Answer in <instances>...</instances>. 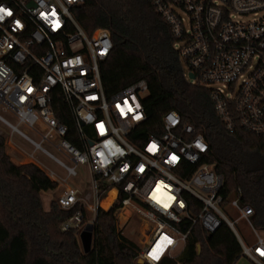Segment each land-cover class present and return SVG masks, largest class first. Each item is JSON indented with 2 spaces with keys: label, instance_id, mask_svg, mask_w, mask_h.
<instances>
[{
  "label": "built area",
  "instance_id": "1",
  "mask_svg": "<svg viewBox=\"0 0 264 264\" xmlns=\"http://www.w3.org/2000/svg\"><path fill=\"white\" fill-rule=\"evenodd\" d=\"M81 2L0 0V104L39 140L2 115L0 122L10 135H19L65 173L59 178L52 170L45 171L57 184L68 186L65 182L76 176V166L86 164L94 216L100 201L115 189L109 206L117 204L115 217L125 209L148 224L137 262L157 264L165 256H175L193 226L212 233L224 222L235 233L242 254L254 264H264V237L250 221L252 208L241 204L238 196L224 202L223 176L206 160L209 148L201 131L168 110L161 117V134L139 139L136 130L145 120L141 99L148 91L146 81L139 79L106 95L99 66L112 42L107 29L84 27L76 20L73 8ZM152 4L171 29L173 48L185 67L183 76L209 89L226 130L239 127L264 137V0ZM56 90L68 105L79 146L67 138L66 124L54 113ZM55 200L64 209L78 201L86 203L70 187ZM239 220L253 233L250 245L236 228ZM86 222V213L77 210L60 228L80 231Z\"/></svg>",
  "mask_w": 264,
  "mask_h": 264
},
{
  "label": "trees",
  "instance_id": "2",
  "mask_svg": "<svg viewBox=\"0 0 264 264\" xmlns=\"http://www.w3.org/2000/svg\"><path fill=\"white\" fill-rule=\"evenodd\" d=\"M152 2L82 0L74 6L80 25L93 24L109 31L112 49L99 66L105 93L111 96L144 79L148 86L141 99L145 120L137 127V137L161 134L162 115L175 110L181 122L201 131L207 142L206 160L223 176L220 192L224 202L238 196L241 204L252 208L253 227L264 231V137L239 127L226 130L209 89L183 76L171 29ZM52 99L56 117L67 126V138L79 146L62 93L56 90ZM57 185L34 163H14L6 152L5 136L0 134V264H141L135 260L139 248L118 227L117 204L97 208L92 248L84 253L79 229L63 231L60 226L77 210L86 213L85 206L78 201L64 209L53 199L48 210L43 208L40 192ZM241 255L235 233L222 222L212 233L193 226L181 252L157 264H234Z\"/></svg>",
  "mask_w": 264,
  "mask_h": 264
},
{
  "label": "rangeland",
  "instance_id": "3",
  "mask_svg": "<svg viewBox=\"0 0 264 264\" xmlns=\"http://www.w3.org/2000/svg\"><path fill=\"white\" fill-rule=\"evenodd\" d=\"M181 66L185 70L183 63H181ZM0 115L5 117L10 122L17 124L18 127L21 130H23L26 134H28L30 137L39 140V138L35 136L34 132L31 129H29L27 126L23 124H18L15 116L10 111H8L5 108V106L2 104H0ZM0 134H3L5 136L6 152L8 153L9 157L14 163H18V161H22L23 163H28V162L34 163L44 172L48 170H52L59 178L65 176V173L55 163H53L49 158H47L41 152L33 151V146L29 144L27 141H25L23 138H21L19 135L15 133L10 135V129L1 122H0ZM43 145L50 151L61 156V154L57 150H55L48 144L44 143ZM31 152L32 154H30ZM26 156L29 157L32 161L26 159L25 158ZM76 172H77L76 176L69 177L68 180L65 182V185L70 186V188L72 189L74 186L84 188L90 194L91 192L90 179H89L90 175L87 165L84 164V165L76 166ZM57 186L59 187L55 191L47 190V191H42L40 193L42 205L45 210L49 209L50 201L52 199L54 200L56 199L54 198L55 195L61 194L66 188V186H64L62 182ZM112 193H110L103 200L102 205L101 206L99 205L100 208L107 209L110 206L109 203L111 202V199L114 195V193L113 195ZM83 197L86 199L85 205L87 204L88 206L89 204L93 203V199L91 197L88 198L86 194ZM231 213L233 214L234 217L237 216L236 212L233 209L231 210ZM116 217H117L118 227L122 229L123 234L130 241H132L140 250L143 247L145 240L147 238V236L144 234V231L148 227L147 222L138 215H131V213L125 209L117 211ZM93 218H94V212L88 209L86 211V221H87L86 223H90V221H92ZM236 228L247 245L253 243V241L255 240V238L253 237V233L251 232V230L244 221L239 220L236 224ZM257 233L260 236L264 237V231L258 230ZM234 264H254V263L242 254Z\"/></svg>",
  "mask_w": 264,
  "mask_h": 264
},
{
  "label": "water",
  "instance_id": "4",
  "mask_svg": "<svg viewBox=\"0 0 264 264\" xmlns=\"http://www.w3.org/2000/svg\"><path fill=\"white\" fill-rule=\"evenodd\" d=\"M190 78H192V74H189ZM92 229H93V224L92 223H87L85 226L79 231L78 233V238L79 242L81 245V249L84 253H87L91 250L92 248ZM200 247L198 246L197 251L199 252ZM138 263H144L142 259L138 260Z\"/></svg>",
  "mask_w": 264,
  "mask_h": 264
},
{
  "label": "crops",
  "instance_id": "5",
  "mask_svg": "<svg viewBox=\"0 0 264 264\" xmlns=\"http://www.w3.org/2000/svg\"><path fill=\"white\" fill-rule=\"evenodd\" d=\"M26 159H28V160H30V161H32L29 157H25ZM18 163H23L22 161H18ZM59 186H57L55 189H53V191H55L57 188H58ZM66 187H70V186H66ZM73 190L75 191V194H76V196L78 197V198H82L85 194H86V196H88V198H90V194H89V192L86 190V189H84V188H81V187H76V186H74L73 187ZM42 192V191H41ZM40 192V193H41ZM56 196H58V195H55V197L54 198H56ZM84 198V197H83ZM53 200V199H52ZM111 203V202H110ZM90 205V204H89ZM89 205L87 206V204L85 205V208H86V210H88V209H90L89 208Z\"/></svg>",
  "mask_w": 264,
  "mask_h": 264
},
{
  "label": "bare ground",
  "instance_id": "6",
  "mask_svg": "<svg viewBox=\"0 0 264 264\" xmlns=\"http://www.w3.org/2000/svg\"><path fill=\"white\" fill-rule=\"evenodd\" d=\"M112 192L114 193V195H113ZM110 193H112V195H113L111 201L113 200V198H114V196H115V189H111V190L107 193V195H106V196L100 201V203H99L100 206L102 205L103 200H104V199H105ZM109 204H110V203H109Z\"/></svg>",
  "mask_w": 264,
  "mask_h": 264
},
{
  "label": "clouds",
  "instance_id": "7",
  "mask_svg": "<svg viewBox=\"0 0 264 264\" xmlns=\"http://www.w3.org/2000/svg\"><path fill=\"white\" fill-rule=\"evenodd\" d=\"M3 11V9H0V12H2ZM0 19H3V16L2 15H0Z\"/></svg>",
  "mask_w": 264,
  "mask_h": 264
},
{
  "label": "snow or ice",
  "instance_id": "8",
  "mask_svg": "<svg viewBox=\"0 0 264 264\" xmlns=\"http://www.w3.org/2000/svg\"><path fill=\"white\" fill-rule=\"evenodd\" d=\"M10 14V13H9Z\"/></svg>",
  "mask_w": 264,
  "mask_h": 264
}]
</instances>
